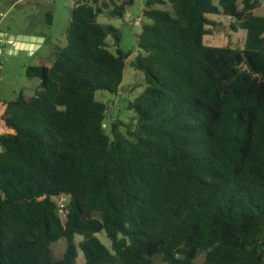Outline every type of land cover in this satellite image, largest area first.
I'll return each mask as SVG.
<instances>
[{
  "label": "trees",
  "instance_id": "obj_1",
  "mask_svg": "<svg viewBox=\"0 0 264 264\" xmlns=\"http://www.w3.org/2000/svg\"><path fill=\"white\" fill-rule=\"evenodd\" d=\"M238 1H146L125 133L96 93L118 94L132 52L97 17L134 0L74 4L53 63L25 68L33 95L2 102L0 264H264V16ZM219 16L241 47L204 43Z\"/></svg>",
  "mask_w": 264,
  "mask_h": 264
},
{
  "label": "rangeland",
  "instance_id": "obj_2",
  "mask_svg": "<svg viewBox=\"0 0 264 264\" xmlns=\"http://www.w3.org/2000/svg\"><path fill=\"white\" fill-rule=\"evenodd\" d=\"M78 0H0V33L4 38L7 36H30L44 38L39 48L32 53L23 50L12 52L14 46L9 43V38L4 40L0 46V101L14 100L20 92L26 96L33 95L34 89L39 85V79L25 76V68L37 64L42 60L51 65L54 60V46L65 45V32L69 24L70 10ZM109 1V0H105ZM117 4L124 0H113ZM147 0H134L133 4L126 8L122 18L109 17L105 12L99 14L97 22L103 25L110 24L119 30L118 47L124 52L131 51L130 57L126 60L121 89L117 95L107 91H98L96 98L107 104L106 123L110 124L115 120L123 123L122 133H125V126L135 125V115L126 109L125 100L133 98L142 91L145 86L144 76L141 72L131 66V62L139 53L137 48V37L141 30L140 23L143 20V10ZM218 5V0H213ZM241 5V0L238 1ZM169 8V6H166ZM254 14L264 16V0H260L259 6L253 11ZM50 16V17H49ZM219 24L211 29L212 33L203 39L206 45L210 46H231L241 47L245 31L238 29L233 32L230 29V19L219 16L213 17ZM109 50L114 51L112 38L107 39ZM134 86H138L134 89ZM59 207L67 204V198L62 196L56 199ZM64 217V213L60 212ZM98 238L107 247L110 241L104 233L98 234ZM80 237H76V242ZM65 239H60L52 244L54 259L61 258L65 249ZM204 255H200L195 264H201ZM75 264H84L82 252L78 253Z\"/></svg>",
  "mask_w": 264,
  "mask_h": 264
},
{
  "label": "water",
  "instance_id": "obj_3",
  "mask_svg": "<svg viewBox=\"0 0 264 264\" xmlns=\"http://www.w3.org/2000/svg\"><path fill=\"white\" fill-rule=\"evenodd\" d=\"M7 38H9V43H12L14 46L12 52L24 50L28 53H32L36 48H38V42L42 40V38L30 36H7Z\"/></svg>",
  "mask_w": 264,
  "mask_h": 264
},
{
  "label": "crops",
  "instance_id": "obj_4",
  "mask_svg": "<svg viewBox=\"0 0 264 264\" xmlns=\"http://www.w3.org/2000/svg\"><path fill=\"white\" fill-rule=\"evenodd\" d=\"M2 36H4V34H3V33H0V46H1L2 44H4V40L7 39V38H4V37H2ZM37 38H39V37H37ZM43 41H44V38H42V40H40V41L38 42V44H39L38 48L40 47V44H41ZM8 42H9V41H8ZM23 51H24V50H23ZM2 102H3V101H0V135L9 132V130L4 126V123H3V121H2V115H3L4 111H5V106L3 105Z\"/></svg>",
  "mask_w": 264,
  "mask_h": 264
},
{
  "label": "built area",
  "instance_id": "obj_5",
  "mask_svg": "<svg viewBox=\"0 0 264 264\" xmlns=\"http://www.w3.org/2000/svg\"><path fill=\"white\" fill-rule=\"evenodd\" d=\"M60 212H62V211H60Z\"/></svg>",
  "mask_w": 264,
  "mask_h": 264
}]
</instances>
